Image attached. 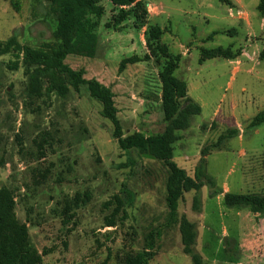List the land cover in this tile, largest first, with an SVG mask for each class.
Listing matches in <instances>:
<instances>
[{
  "label": "rangeland",
  "instance_id": "rangeland-1",
  "mask_svg": "<svg viewBox=\"0 0 264 264\" xmlns=\"http://www.w3.org/2000/svg\"><path fill=\"white\" fill-rule=\"evenodd\" d=\"M259 1L235 0L232 7L218 0H146L153 9H147L145 22L136 25L132 18L119 31L106 27L114 6L100 0L106 13L96 29V56H69L65 63L112 90L124 136L161 133L162 58L151 56L119 71L122 60L149 55L148 31L160 26L165 30L161 43L181 56L175 76L187 82L188 96L202 108L190 117L187 130L177 132L173 160L194 177L201 150L208 147L206 170L218 190L264 195V123L250 127L264 112ZM231 9L242 10V18L232 17ZM56 26L47 0H0V42L15 35L22 45L39 47L54 40ZM230 46L244 50L245 58L200 63L201 48ZM28 84L22 59L0 56V188L14 192L17 216L28 224L31 242L49 252L44 264H123L127 254L147 248L154 231L160 233L159 249L149 264H193L183 252L182 215L196 225L193 251L204 264H264V214L227 206L223 194L211 196L205 185L185 193L172 218L166 203L167 168L149 155L121 150L112 123L86 86L70 88L65 97L37 98L29 95ZM234 103L237 109L230 116ZM229 131L235 133L213 148ZM115 197L124 202V211L110 227Z\"/></svg>",
  "mask_w": 264,
  "mask_h": 264
},
{
  "label": "trees",
  "instance_id": "trees-1",
  "mask_svg": "<svg viewBox=\"0 0 264 264\" xmlns=\"http://www.w3.org/2000/svg\"><path fill=\"white\" fill-rule=\"evenodd\" d=\"M47 1L50 5V12L55 16L57 22L52 42L44 43L39 47H31L22 45L15 35L7 41L0 42V56L13 54L17 59H22L25 74L29 78L28 92L30 96L41 98L58 94L65 97L70 88L79 91L82 86H86L89 95L102 105V115L112 123L113 137L117 140L121 150H136L140 154L149 155L162 162L167 168L166 203L172 218L179 211L180 202L185 193L198 192L205 185L209 186L211 196L223 194V200L227 206L246 207L253 214H264V195L234 194L216 188L215 180L206 170L208 147L201 150V158L194 177L189 176L173 160V145L180 139L177 132L190 127V117L199 115L201 107L188 96L187 82L175 76L181 56L171 54L168 47L161 43V37L165 30L158 25L151 26L146 43L150 50L149 55L144 57L135 55L122 60L119 65V71H123L128 64L148 61L151 56L162 58L163 64H161L159 78L162 86L161 101L165 128L163 132L150 136L143 133L124 136L112 90L95 78L85 79L83 69L74 70L65 63L69 56L86 58L96 56L99 45L96 29L106 13L104 6L100 4V0ZM109 1L114 8L110 22L106 23L107 28L121 31L125 28V23L132 18L138 25V22H145L148 16L146 0ZM218 1L233 5L231 0ZM257 9L264 16V0L259 1ZM92 17L97 20L94 21ZM215 34L217 33L212 34L209 38ZM241 54V48L234 49L232 46L211 50L201 48L200 63L215 58L236 60ZM260 59H264V51L261 52ZM158 61L160 64V59ZM263 123L264 112H261L250 122V127L254 128ZM234 133L235 131H229L227 135L220 136L212 147L219 148L223 141ZM115 199L117 204L115 213L107 219V224L110 227L116 226L114 220L116 214L124 211V202L119 197H115ZM199 203V200L194 198L193 208L200 209ZM16 205L14 192L9 187L2 186L0 188V264H44V257L49 252L47 250L40 252L33 245L28 224L19 220ZM68 218H72V215H69ZM178 223L183 252L191 257L193 264H204L202 256L193 251L198 236L195 223L185 215L181 216ZM149 237L147 248L136 254H127L123 259V264H149L155 258L159 249L156 239L160 237V233L154 231ZM102 264H107V261Z\"/></svg>",
  "mask_w": 264,
  "mask_h": 264
},
{
  "label": "crops",
  "instance_id": "crops-1",
  "mask_svg": "<svg viewBox=\"0 0 264 264\" xmlns=\"http://www.w3.org/2000/svg\"><path fill=\"white\" fill-rule=\"evenodd\" d=\"M232 1V7H234V2H235V0H231ZM161 15H156V16H154L155 18H157V17H160ZM246 20H248V18L246 19ZM235 32L233 31L232 33L230 32V34H234ZM245 56H246V52L244 51V50H242V54H241V56L240 57H243V58H245ZM247 59V58H246ZM248 60V59H247ZM248 62V61H247ZM237 63L238 64H242L241 63V61L240 60H238L237 61ZM249 63V62H248ZM240 71V68H239V66L238 67H236V68H234V74L236 73V72H239ZM243 90L244 91H246V88H243ZM192 99V98H191ZM193 100V99H192ZM194 101V100H193ZM195 102V101H194ZM197 103V102H196ZM198 104V103H197ZM199 105V104H198ZM200 106V105H199ZM201 107V106H200ZM237 109V105L234 103V105H231V106H229V110H228V114L231 116L234 112H235V110ZM201 111H202V108H201ZM216 114V113H215ZM233 117V116H232ZM216 121V120H215ZM214 121V122H215ZM240 138H242L241 136H240ZM183 169V168H182ZM186 171V170H185ZM224 190V189H223ZM256 216H258V215H256Z\"/></svg>",
  "mask_w": 264,
  "mask_h": 264
},
{
  "label": "built area",
  "instance_id": "built-area-1",
  "mask_svg": "<svg viewBox=\"0 0 264 264\" xmlns=\"http://www.w3.org/2000/svg\"><path fill=\"white\" fill-rule=\"evenodd\" d=\"M147 9H148V12H150L153 8L151 7V5H149V7H147ZM230 15L232 16V17H234V16H237V17H240V18H242V10H236V11H234V10H230Z\"/></svg>",
  "mask_w": 264,
  "mask_h": 264
}]
</instances>
